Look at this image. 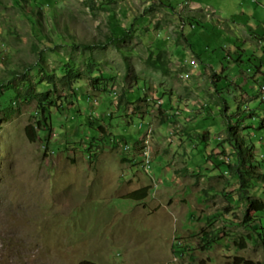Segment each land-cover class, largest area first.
Returning <instances> with one entry per match:
<instances>
[{"label": "rangeland", "instance_id": "1", "mask_svg": "<svg viewBox=\"0 0 264 264\" xmlns=\"http://www.w3.org/2000/svg\"><path fill=\"white\" fill-rule=\"evenodd\" d=\"M165 1L0 0V96L8 94L0 113V264L264 262V210L250 212V225L239 178L221 158L233 153L230 141L224 145L232 128L264 172L258 153L264 110L255 106L256 120L244 110L258 95V76L250 71L264 66V0H195L229 21L211 19L197 28L188 21L185 31L197 34L193 49L201 63L224 64L233 81L246 83L241 91L223 83L225 104L192 73L184 79L188 53L181 56L176 46L186 13ZM240 20L257 26L262 40L231 31ZM123 30L132 37L108 43ZM165 50L169 75L150 61ZM70 63L83 80L66 100L60 78ZM92 70L107 80L94 84ZM28 90L51 105L41 120L50 130L36 142L26 127L40 121L44 106L38 98L18 101L16 93ZM151 96L164 106L142 104ZM196 98L219 114L212 117L208 108L171 116ZM128 101L139 102L130 113ZM147 122L151 138L144 135ZM145 146L154 160L148 171L140 157ZM257 184L251 195L264 198V180Z\"/></svg>", "mask_w": 264, "mask_h": 264}, {"label": "trees", "instance_id": "2", "mask_svg": "<svg viewBox=\"0 0 264 264\" xmlns=\"http://www.w3.org/2000/svg\"><path fill=\"white\" fill-rule=\"evenodd\" d=\"M132 30H123L122 32H120L117 35H114L112 37H109L108 39V43H117V44H121L124 41H127L129 38L132 37L131 34ZM166 51L160 52L158 59H156L155 57H153L150 61L151 64L159 69L164 70V72L169 75L171 73V69L169 67V64H167L165 62L164 59H166V55L164 54ZM262 71V70H261ZM260 71V74H261ZM252 73V71H251ZM90 74L92 75V78L94 79V84L100 83L101 79H105L107 80L106 76L103 77H97L95 76V71H90ZM44 76L49 78V74L44 72ZM95 76V77H94ZM255 77V76H254ZM79 80H83L81 74L79 73L78 70H75V68L72 66V64H67V66L64 67L63 69V75L60 78V82L63 86L66 87L67 90V94H66V100L68 96L71 95H76L78 92V88H77V83L79 82ZM217 82V81H216ZM50 83H53V81H50ZM49 83V84H50ZM35 89V88H34ZM17 98L18 101L20 100H25L27 98H31L35 99L38 98L42 104H43V109L41 111V119L39 122L34 123V124H29L26 127V132H27V136L29 137V139L33 142L38 141L39 139H41V132H43L44 134H46L49 130L50 127L47 123L41 121V120H46L47 118V111H50L51 113V105L49 103H47V99L45 98L46 96L44 94H37L34 96V94L28 90L26 94L17 92ZM44 95L43 97V101L41 100V96ZM8 96V94L2 93L0 96V113L2 112L3 108H4V104H5V99ZM2 98L4 100H2ZM143 100H145V97L141 98ZM60 102H61V98L58 99L57 103L55 107H60ZM62 102H64V100L62 99ZM128 102H132V101H128ZM204 112V111H203ZM104 130V127L101 126L99 128V131ZM229 137H228V143L230 141V147L232 148V150H234V152L232 153L234 155V160L227 162L228 168L230 173L232 174V176L239 178V183H240V190L242 192V194H244V199H246V205H247V215H246V219L249 215V218L247 220H249V224L251 225L252 222V218L255 215H251L250 212L254 213V210H264V198H254L253 193L251 195L250 189H257L258 187V182H262V180H264V172H258L256 169L257 167L253 165V153L250 150V148L248 149H244L242 144L236 143V139L239 138V136H237L236 132L231 128L229 129ZM45 139V138H44ZM127 144V143H125ZM124 144V145H125ZM123 145V146H124ZM223 145V142H222ZM127 154L128 151H125ZM232 152V151H231ZM141 166V165H140ZM242 187V188H241ZM264 187V186H263ZM245 219V222H246ZM246 244L243 245V247ZM80 264H95V263H91L89 261H84ZM227 264H264V262H255L253 260L250 259H246L245 257H236L235 260H233V262H228Z\"/></svg>", "mask_w": 264, "mask_h": 264}, {"label": "crops", "instance_id": "3", "mask_svg": "<svg viewBox=\"0 0 264 264\" xmlns=\"http://www.w3.org/2000/svg\"><path fill=\"white\" fill-rule=\"evenodd\" d=\"M202 2H204V1L198 2L195 0H188V1L186 0V3L189 4V6L184 4L185 7H183L181 2L179 4H177L176 7H174L173 5H171L169 3L168 0H166L164 4L168 8H171V9L174 8L175 10H178L181 13L182 12L184 13V11H185V13H186V14H182V16H181V17H184L183 18L184 22L182 23L183 35L181 36L182 38L179 39L180 40L179 44L176 47L181 46L183 48V54H181V56H185V53L187 52L188 57H185V60L183 59V62L182 63L180 62V63L184 64L183 66L190 69L188 64H186V60L188 58L194 56L197 60L199 67L195 70V73H193V75H195V77L197 79L200 78L199 84L204 83V81H205L213 94H216L218 92L219 97H221V99H222L221 101H218V103H220V104L224 103L225 104V102L223 101L224 98L222 95L223 88H224L223 83H225V82L229 83L232 81V83L235 84L237 86V88L240 89V91H241V89H244V85H246V83L241 84L242 81H240V82L236 81L237 83L235 81H233L237 78L235 76L230 77L229 68L226 67L224 64H222L221 66L220 65L218 66V64H217V66H215V67L213 66L214 68L211 69V67H209L206 63L200 62L201 54L198 53L200 51L197 52V50L193 49L194 42H195L194 40L197 39V34H194L191 37H189L188 34L185 33V31L188 27V21L191 22L192 28H197L198 25H206L205 22L208 23V21L211 19H213L215 21H219L220 23H224L225 25L227 24V22H229V21L222 19L220 16H218V11H217V9L213 8V6H206L204 8ZM245 20H246L245 22H248L251 19L247 18ZM241 27H242V31H241ZM256 28H257V26L256 27H252L251 25L248 26V24H246V23L245 24L241 23V20H240V21H234L233 26L230 27V30L233 31L234 33L236 32V34H240V35L243 34L244 37H248L251 40L257 39V41H260V40H262V36L258 35V32H259L258 29H257L258 31H254V30H256ZM238 39L241 41L240 38H238ZM224 48L227 49V45H225ZM184 49H185V52H184ZM242 50L244 52L243 44L241 42V51ZM173 54L176 56L174 51H173ZM225 56H227V55H225ZM233 56H234L233 52H231L228 55L229 58L230 57L233 58ZM263 68H264V66L261 65L259 72L255 73V74H253V72H252V75L253 76H259L260 71L264 70ZM242 72H244L243 69H242ZM240 77H241V75H240ZM239 79L241 80V78H239ZM197 99L198 98L192 99V100H197ZM217 108L218 107H215V108L213 107L212 110H211V108H209L210 109L209 113L211 112V115H212V111H213L214 114H216V115L219 114ZM187 114L189 116L192 115V113H190V112H187ZM212 117H214V115H212Z\"/></svg>", "mask_w": 264, "mask_h": 264}, {"label": "bare ground", "instance_id": "4", "mask_svg": "<svg viewBox=\"0 0 264 264\" xmlns=\"http://www.w3.org/2000/svg\"><path fill=\"white\" fill-rule=\"evenodd\" d=\"M186 64H188V66L190 67V71L189 72H186L183 77L184 79H188L189 77H191V73H195V70L199 67L198 63H197V60L194 56L188 58L186 60ZM258 83H264V75H260L258 76ZM254 86L256 88V91L258 92V95L256 96V100L259 101V108L260 109H264V100H260L261 98H264V88L262 89H259V84H256L254 83ZM155 100V103L159 106H164V100L161 99V101H159V99H155V98H152L151 97H147V99L145 98V100L142 102V104H149L151 105L152 102ZM255 99L249 101L248 103H246L244 105V110H247L249 113L250 112H254L252 113L254 116V119L256 120V116L260 117V112L259 113H255L257 111V109H251L253 107V105H255L257 103ZM139 105V102L138 101H132L130 104L127 105V108H128V111L127 112H133L134 109L136 108V106ZM122 107H125V105H122ZM210 107V104L208 102H206L205 100H193L189 103H183L181 102L180 103V107H177L173 110H171V116H176L177 118H179L181 116V110H179V108H184V111L188 110V111H193V112H203L204 111V108H209ZM185 117V116H184ZM264 123V122H263ZM153 125H151V122H149V128H146L145 129V132H144V135H146L147 138H151L152 137V131H153ZM174 127H171L170 128V131L173 130ZM172 134H173V131H172ZM264 136V135H263ZM263 136L261 137V139H263ZM218 139H221L220 137ZM150 141V139H149ZM224 143V142H223ZM127 144H125L123 146V151L125 152V148ZM225 146L228 145V142H225L224 143ZM225 146H224V149H225ZM131 147V146H130ZM149 146H145L144 148H147ZM258 148H259V145H258ZM234 152V150H233ZM218 153H224L222 151H219ZM259 153V152H258ZM221 158L224 160V161H227V162H230L234 159V155L233 154H222ZM261 160H263L264 162V156H260ZM148 171V169H145Z\"/></svg>", "mask_w": 264, "mask_h": 264}, {"label": "built area", "instance_id": "5", "mask_svg": "<svg viewBox=\"0 0 264 264\" xmlns=\"http://www.w3.org/2000/svg\"><path fill=\"white\" fill-rule=\"evenodd\" d=\"M260 75H264V70L261 71V74ZM256 84H259V89H262L264 88V83H258V79L256 80ZM260 100H264V98H261ZM159 101H161V99H159ZM259 104V101L253 105V107L251 109H254L256 105ZM257 109H260L259 107ZM179 110H181V113L184 112V108H179ZM207 108H204V111H206ZM261 110H264V109H261ZM128 113V112H127ZM146 128H149V123L147 122L146 124ZM145 126V123L144 122H141L140 123V127L143 128ZM221 138V137H220ZM125 148V151H131V147L130 145H126ZM258 152L261 153L260 156H264V136H263V139L260 140L259 142V148H258ZM142 156L143 160V168L145 169H152V163L154 162V160L151 158V149L150 147H147V148H143V152L142 154L140 155V157Z\"/></svg>", "mask_w": 264, "mask_h": 264}]
</instances>
